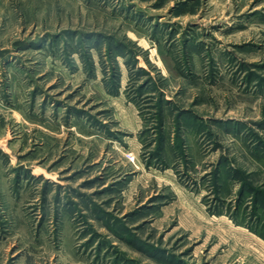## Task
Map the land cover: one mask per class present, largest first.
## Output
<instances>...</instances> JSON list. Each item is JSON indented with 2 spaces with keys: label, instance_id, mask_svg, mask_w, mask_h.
<instances>
[{
  "label": "rangeland",
  "instance_id": "obj_1",
  "mask_svg": "<svg viewBox=\"0 0 264 264\" xmlns=\"http://www.w3.org/2000/svg\"><path fill=\"white\" fill-rule=\"evenodd\" d=\"M0 264H264V0H0Z\"/></svg>",
  "mask_w": 264,
  "mask_h": 264
}]
</instances>
